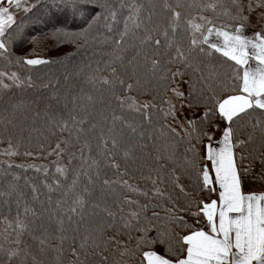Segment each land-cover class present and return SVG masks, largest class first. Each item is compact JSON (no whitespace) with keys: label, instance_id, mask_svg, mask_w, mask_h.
I'll list each match as a JSON object with an SVG mask.
<instances>
[{"label":"snow or ice","instance_id":"1","mask_svg":"<svg viewBox=\"0 0 264 264\" xmlns=\"http://www.w3.org/2000/svg\"><path fill=\"white\" fill-rule=\"evenodd\" d=\"M69 4L80 31L49 7L53 35L87 37L101 20L111 33L128 15L106 69L79 84L26 101L32 77L0 71V155L56 139L49 165L0 163V264H264V0ZM34 7L0 0V60L52 63L13 56L28 18L16 10Z\"/></svg>","mask_w":264,"mask_h":264},{"label":"trees","instance_id":"2","mask_svg":"<svg viewBox=\"0 0 264 264\" xmlns=\"http://www.w3.org/2000/svg\"><path fill=\"white\" fill-rule=\"evenodd\" d=\"M65 2L66 0H35L33 5H36V7L33 8L31 13L22 12L16 17L17 21L24 17L28 18L24 20V23L19 26L15 33V44L18 46L13 50V56L39 57L52 61V63L47 64L21 67L0 60V71H17L18 74L23 76L30 75L37 85V88L20 93L19 99L30 101L42 95L46 96L48 91L41 87L42 84L51 82L55 86L57 81L64 84L66 77L79 84L84 75L91 74L96 70H105L106 65L110 63L116 54L114 40L118 39L119 30L123 28V18L128 15V9H120L119 19L113 32L109 33L104 26L105 21L101 20L87 37L73 39L62 35H53V26L49 22V7H51L52 11L61 18L64 16L69 18L68 24L63 26L67 31H80L79 27L71 22L70 4L68 10H64ZM102 2L103 0H101ZM142 2L146 8L151 7V0H142ZM184 2L188 4L192 0H184ZM56 5H59V7H56ZM100 11L102 12L103 9H100ZM129 27L131 29V25ZM136 43H138L136 35L130 30L127 44ZM133 95H136V93H133ZM138 99L145 101L151 99V97L140 95ZM55 143L56 139H49L47 135H33L20 145V155L11 158L0 155V163L9 161L16 165H49L50 161L47 158L48 146L51 144L54 147ZM7 146V140L5 139L4 142L0 143V152H3ZM25 151L33 152L34 155L27 157L23 155ZM51 159H55V157ZM9 171L19 175L23 170L14 168ZM3 174V168L0 167V176ZM26 176L32 177L37 183H40L43 178L41 173L33 170L27 171ZM53 198L55 199L56 196L54 195Z\"/></svg>","mask_w":264,"mask_h":264},{"label":"rangeland","instance_id":"3","mask_svg":"<svg viewBox=\"0 0 264 264\" xmlns=\"http://www.w3.org/2000/svg\"><path fill=\"white\" fill-rule=\"evenodd\" d=\"M34 1L35 0H24L25 6H32ZM245 2H247V0H245ZM22 12H24V11L16 10V13H15L16 17L18 15H20ZM258 20H259V12H257L255 14V16L253 17V23H252V25L249 28V32H251L252 30H257V22H258ZM218 23H219V21H218ZM259 26L260 27H264V22H261L259 24ZM186 114L189 115V113H186ZM253 187H259V185H253Z\"/></svg>","mask_w":264,"mask_h":264},{"label":"crops","instance_id":"4","mask_svg":"<svg viewBox=\"0 0 264 264\" xmlns=\"http://www.w3.org/2000/svg\"><path fill=\"white\" fill-rule=\"evenodd\" d=\"M213 198H215V197H213Z\"/></svg>","mask_w":264,"mask_h":264}]
</instances>
